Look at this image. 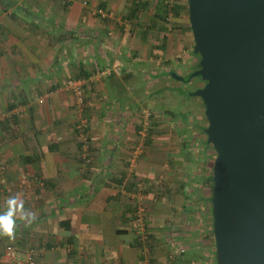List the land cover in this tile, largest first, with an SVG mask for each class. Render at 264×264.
<instances>
[{
  "label": "crops",
  "instance_id": "obj_1",
  "mask_svg": "<svg viewBox=\"0 0 264 264\" xmlns=\"http://www.w3.org/2000/svg\"><path fill=\"white\" fill-rule=\"evenodd\" d=\"M160 1L0 0V164L13 188L0 215L10 197L23 202L12 237L0 232V264L27 246L36 264H166L173 249L171 264L210 262L194 229L173 231L189 217L171 192L180 154L162 148L158 166L144 168L141 155L130 164L144 143L135 93L156 96L180 61L194 67L184 77L199 60L183 10L164 26ZM68 78L80 81L84 109Z\"/></svg>",
  "mask_w": 264,
  "mask_h": 264
},
{
  "label": "water",
  "instance_id": "obj_2",
  "mask_svg": "<svg viewBox=\"0 0 264 264\" xmlns=\"http://www.w3.org/2000/svg\"><path fill=\"white\" fill-rule=\"evenodd\" d=\"M206 143L216 264H264V0H187ZM183 81V76L170 73Z\"/></svg>",
  "mask_w": 264,
  "mask_h": 264
},
{
  "label": "rangeland",
  "instance_id": "obj_3",
  "mask_svg": "<svg viewBox=\"0 0 264 264\" xmlns=\"http://www.w3.org/2000/svg\"><path fill=\"white\" fill-rule=\"evenodd\" d=\"M122 2L123 0L120 3ZM123 3H129V0H124ZM183 3L186 5V9L182 11V17L188 21L187 3ZM123 21V19H119L122 29L124 28ZM186 24L189 26V22ZM188 33L191 32L188 30ZM0 49L3 50L1 45ZM190 63L182 60L175 67V70L180 72V76L185 75L186 71H188L187 69L191 70L194 68L193 66L190 67ZM163 65L166 68L170 67L166 64V61L163 62ZM67 81L65 82L67 83ZM166 81L173 87L163 88L156 96L153 94L147 95L145 90L144 92L135 93L138 95V108L134 106V101H132L131 112L141 119L139 131L143 132L144 136L141 141H144V143L142 147L138 145L132 149L129 157L130 164L133 161L132 163L137 165L141 155V162L144 168L155 167L159 163L157 152L162 150V148L163 150L174 149V158H176L177 153L180 154L177 159L181 165L173 172V181H175L176 188L171 192L176 195L179 202L181 197L187 200L185 205L187 209L189 208V212L186 215L189 217L184 215L175 217L177 222L173 223L175 227L173 231L183 233L184 229H194L196 231L195 236L199 238L198 242L200 244L205 243L207 248L208 244H210V262L208 264H215L211 206L208 201L212 190L210 176L214 152L210 149L204 154L201 153L200 142L201 139L206 138L201 129L207 126L201 100L194 96L187 97L182 94L186 89L191 91L201 88L204 82L197 78L192 79L188 85L184 82L176 83L169 78ZM150 85L148 83V88ZM38 100L42 101L40 97ZM81 109H84L83 105ZM146 139L150 143L147 144ZM153 147H155L156 152H153ZM152 153H154V158ZM0 167L4 168L1 164ZM164 191H166L165 185ZM182 212L179 211V213ZM184 219H187V221H184ZM170 251L172 252V250ZM148 258L146 257V259ZM167 259L166 264H171L173 258L170 259L168 257Z\"/></svg>",
  "mask_w": 264,
  "mask_h": 264
},
{
  "label": "trees",
  "instance_id": "obj_4",
  "mask_svg": "<svg viewBox=\"0 0 264 264\" xmlns=\"http://www.w3.org/2000/svg\"><path fill=\"white\" fill-rule=\"evenodd\" d=\"M186 1L187 0H161L159 2V6H157V8L155 10V13H154L155 18L158 19L160 22H162L164 24V26H166L170 22H173V21L175 22V20L178 19L181 10L186 9V5H184V3H183V2H186ZM188 30L190 31V28L189 27H188ZM164 41H165V39H164ZM164 41H163V43H164ZM195 68H197V65H196ZM188 75L184 76L183 77L184 78L183 81H179V82H184L185 84L191 82V80L194 79V78H192L189 81H186L185 80V78ZM168 76L170 77V79L174 80V78L171 77V75H168ZM68 80H74V79H68ZM192 91L193 90H191V91L190 90H184L182 92V94L185 95V96H187V97H192V95L190 94ZM79 125H80V123H79ZM79 125L77 126V128L81 131V129L79 128ZM138 130H140V128H138ZM204 130H205V128H202L201 129V132L203 134H205ZM146 143L147 144L150 143L148 139H146ZM204 144L208 148L211 149L210 145H208L206 143V139L204 140ZM4 171H5L4 168H2V170L0 171V194H3V196H9L12 193L13 188H11L7 183L5 184L6 181H5V177H4V175H5V172ZM210 181H211V176H210ZM208 201L210 203V197H209ZM31 250H32V253H33L32 254V257L34 258L35 257V255H34V252L35 251H34V248L31 247V246H27V250L25 252V255L28 253V251L30 252ZM34 260H35V258H34ZM215 264H216V262H215Z\"/></svg>",
  "mask_w": 264,
  "mask_h": 264
},
{
  "label": "built area",
  "instance_id": "obj_5",
  "mask_svg": "<svg viewBox=\"0 0 264 264\" xmlns=\"http://www.w3.org/2000/svg\"><path fill=\"white\" fill-rule=\"evenodd\" d=\"M64 1L67 2L68 0H64ZM96 13H99L102 16L104 15L102 9H97ZM67 85L72 87V89H73V91H74V93L76 95V99L78 100L77 104L82 105L83 98H82L80 81L69 80V81H67ZM83 125H84V121H81L80 125H79V128L81 129V132L83 130ZM83 159H85L87 162H89L88 156L86 154V146H84ZM1 170H2V167H0V171ZM175 253H177V251L173 249L168 257L170 259H172L174 257ZM32 254H33L32 250L30 252L28 251V253L25 255V259H21L19 257L10 256V255H4L2 261L4 262V264H36L34 258L32 257Z\"/></svg>",
  "mask_w": 264,
  "mask_h": 264
},
{
  "label": "clouds",
  "instance_id": "obj_6",
  "mask_svg": "<svg viewBox=\"0 0 264 264\" xmlns=\"http://www.w3.org/2000/svg\"><path fill=\"white\" fill-rule=\"evenodd\" d=\"M22 208L23 202H18V198L16 196H12L7 201L8 210L3 215H0V232L9 236V238H11L13 235V227L15 225V220L13 217L15 213ZM25 219L31 223V221L35 219V216L29 213L25 215Z\"/></svg>",
  "mask_w": 264,
  "mask_h": 264
}]
</instances>
